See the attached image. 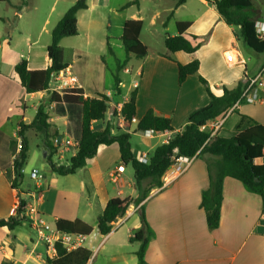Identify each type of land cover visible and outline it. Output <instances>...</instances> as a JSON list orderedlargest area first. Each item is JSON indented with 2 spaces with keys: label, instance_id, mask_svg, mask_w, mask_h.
I'll use <instances>...</instances> for the list:
<instances>
[{
  "label": "crops",
  "instance_id": "obj_1",
  "mask_svg": "<svg viewBox=\"0 0 264 264\" xmlns=\"http://www.w3.org/2000/svg\"><path fill=\"white\" fill-rule=\"evenodd\" d=\"M130 1L132 0H122L118 5H113L110 0H86L87 9L78 13L77 26L78 34L84 30L88 46L83 51L75 50L76 58L69 69L82 84L85 97L94 98L98 94H107L111 98L110 109L105 119L94 122L92 128L97 131L109 128L114 136L121 133H129L135 137L141 135L143 144L141 147L136 145L133 147L132 137L130 139L131 150L135 158L139 159L141 155L149 156L156 146L167 143L174 134L184 130L190 114L209 103L210 97L205 86L200 82L199 76L206 79L212 93L220 97L224 93V87L233 89L246 77L257 75L264 65V59L260 61L257 58L259 53L244 45L239 35V28L228 25L224 21L215 7V0H185V3L180 5L177 0H141L138 5H132L126 8V12H122L123 7ZM165 1L172 3L174 7L161 10V2ZM145 2L153 5L152 26H156L157 21L166 12L168 15L167 21L163 23L164 27H167L168 22L174 17L176 26L178 22L189 23L190 26L183 35L187 39L196 36V42L201 44L199 50L193 54H186L184 51L169 53L168 50L167 52H150L149 47L142 42L140 34V41L148 48L147 56L138 59L136 56L127 57L126 55L121 61L116 57L113 43L109 40L114 36H106L105 48L111 56H114V63L110 64L105 55V49L102 47L95 50L96 54L91 63L89 60L90 48H93L91 32L97 31L100 25L108 22L106 35H115L114 33L109 34L112 25L111 18H116L118 22L114 26V31L118 34L120 30V40L126 21L140 20L145 27V21L141 15V7ZM74 4L72 3L63 10L58 22ZM259 9L261 12L259 23H264V4H259ZM177 34L178 32L168 36ZM68 39L64 38L61 41L63 47V42ZM40 43L39 35L29 46L30 53L24 59L28 61L30 70H46L49 66L47 55L49 46L39 49ZM118 47H123V44ZM230 52L235 55L236 62L227 61L226 55ZM79 54L82 55L79 56ZM253 55L257 57L253 59ZM193 60H198L200 63L199 73L189 76L186 81L179 84L178 64L187 65ZM125 61L127 64L124 72L131 75L133 85L129 87L126 97L120 100L121 85L118 92L111 89L104 90L100 88V84L113 77L114 71L116 72L118 68L117 62L122 64ZM16 65H6L7 72L0 70V219H8L16 215L19 207L18 191L12 185L15 174L11 141L18 138L17 130L20 123L28 125L32 122L37 114L38 106L47 99L48 95L45 91L28 94L19 83L16 72H9ZM128 69L130 72H127ZM89 81L97 85L93 93L85 87ZM135 88L138 94L135 117L137 122L148 110L152 109L160 117L171 120L173 131L161 134L136 133V123L124 122L125 120L118 115L116 108L122 107L128 101ZM61 105H64L66 110L63 116L65 118L63 132H60L56 125L60 117L55 114V108ZM70 111L75 113L78 123L76 131L71 127ZM49 115L51 125L49 135H55L50 138L51 140L61 133H65L72 139H80L81 106L53 104ZM242 115L251 117L257 123L264 125V104L242 103L224 117V123L216 132V136L233 137ZM212 124V122L207 124L205 129L210 131ZM25 137L28 140V148L30 139L34 138L37 141L40 139L39 144L45 150V134L28 129ZM74 155L75 149L70 159ZM63 158L64 156L60 157V159ZM217 160V157L204 154L196 158L191 167L177 178L173 177V173L168 170L165 174L169 183L165 189L159 193L153 190L141 204L133 202L123 218L121 227L117 229L116 225L112 233L107 236L100 234L97 222L108 201L113 198L135 201L138 198L133 172L125 175L128 165L121 160L118 145L99 146L96 156L74 175L65 177L57 175L51 171L49 167L51 163H48L47 168L52 177L49 181L47 178L44 179L48 185L44 182L41 190L43 193L39 201L41 214L52 223H56L58 219L69 222L80 220L90 226L92 232L86 235L87 244L88 239L95 236L96 230L98 232L92 243L85 244L83 248L69 253L64 258L58 257L52 260L51 264H61L62 261H65L63 264H67L66 262L70 259L85 260L84 264H89L93 258L94 249L96 250L104 240L103 247L106 244L108 246L102 262L137 264L136 252L140 244L136 242V246L129 239L141 229L140 216L143 211L148 225L155 233L147 248V264H264L263 202L260 195L248 191L240 181L229 177L225 179L220 226L213 231L207 227L206 215L200 206L201 194L208 189L210 183L207 164L214 165ZM69 163L70 160L66 165ZM257 164H264V157L257 161ZM120 167H123V170L118 173ZM23 175L24 178L20 181L19 188L23 191V199L27 201L29 192L25 190V187L31 188L33 183L30 179H26L25 172ZM58 176L65 179L66 184H63ZM91 218L93 222L88 220ZM122 227H124L123 230H121ZM100 237L104 239L96 244ZM5 260L13 264H48L49 258L46 247L38 244L33 229L28 225H23L15 232L0 228V264Z\"/></svg>",
  "mask_w": 264,
  "mask_h": 264
},
{
  "label": "trees",
  "instance_id": "obj_2",
  "mask_svg": "<svg viewBox=\"0 0 264 264\" xmlns=\"http://www.w3.org/2000/svg\"><path fill=\"white\" fill-rule=\"evenodd\" d=\"M6 0H0L4 2ZM30 0H21L18 7L20 11L26 8ZM141 0H132L127 3L123 9L132 5H138ZM178 5L185 3V0H177ZM258 0H215V7L228 25L239 28V35L244 45L259 54L264 53V39H260L257 33V22L260 21V9L257 7ZM260 1V0H259ZM264 1V0H263ZM87 9L86 0H77L75 4L66 11L61 20L51 31V44L47 48L49 66L46 70H30L27 60H23L15 66L19 83L28 94L46 91L53 73L71 67V63L65 57V49L61 45L64 38H72L78 35V13ZM190 24L187 22L177 23V32L175 36L165 37V47L169 53L184 51L186 54L197 52L201 46L196 42L197 37L191 36L187 39L183 33ZM143 22L140 20H128L123 26L121 42L127 57L133 55L138 59L147 56L148 48L140 41V34ZM110 51V49H109ZM169 58L168 56H163ZM127 62H117L118 68L113 73V78L117 91L120 90L121 73ZM200 63L193 60L189 64H178V82L182 84L189 76L199 73ZM202 85L210 97L209 103L198 108L188 117V123L184 130L173 135L167 143L156 146L149 155L148 163H142L135 158L131 150L130 139L132 134L121 133L112 135L109 128L103 131H97L92 128L94 122L104 120L110 109L111 98L107 94H98L94 98L85 97L82 89L68 90L62 94L51 93L47 99L38 106L37 114L28 125L19 124L17 130L18 137L22 138V149L18 157L14 160V174L12 180L13 187L18 191L19 207L16 215L8 219H0V228H7L10 232H15L18 228L25 225L23 213L26 209V200L23 199V191L19 188L20 181L24 178L23 169L28 161V144L25 132L28 129H34L45 134V151L52 172L69 176L74 175L79 169L87 165L90 159H93L101 145L117 144L121 154V160L126 165H131L133 170L135 187L138 198L132 199L113 198L108 201L102 215L98 217L97 227L102 236L112 233V230L118 219L126 216L130 205L135 202L141 204L149 194L156 188L163 187V178L167 170L173 164L174 158L183 157H202L204 154L217 157L214 165L208 166L209 187L201 194V208L206 215V224L210 231L216 230L220 226L222 217L221 208L224 195V181L227 177L240 181L244 187L257 195H260L264 207V164H257V161L264 157V125L257 123L253 118L242 115L241 122L237 126L236 134L233 137L224 138L211 136L210 131L205 129L206 125L223 119L234 105L240 100L243 90L246 86V79L239 82L236 87H224V93L218 97L214 95L206 79L199 76ZM137 89L135 88L124 103L120 115L126 123H131L137 115L136 98ZM243 102H241L242 104ZM53 104L79 105L82 107L81 137L76 140L75 155L70 159L69 165L57 164L51 160L50 154L51 142L49 130V111ZM171 120L160 117L152 109L148 110L143 118L138 121L135 132L145 133L153 131L155 133H165L173 131ZM16 139L11 141V148L15 151ZM30 188L25 187L29 192ZM143 209V205H141ZM144 211L142 212V227L132 236L130 242L139 243V249L136 252L138 258L137 264H147L146 252L150 241L155 233L148 225ZM56 226L59 230L66 233H85L90 235L92 228L80 220L74 222L58 219ZM69 253L58 248V257L64 258ZM52 259L48 260L51 264ZM2 264H13L7 260Z\"/></svg>",
  "mask_w": 264,
  "mask_h": 264
},
{
  "label": "rangeland",
  "instance_id": "obj_3",
  "mask_svg": "<svg viewBox=\"0 0 264 264\" xmlns=\"http://www.w3.org/2000/svg\"><path fill=\"white\" fill-rule=\"evenodd\" d=\"M77 0H30L27 7L18 10L19 5L21 4V0H6L4 2H0V70L3 72H7L8 68L6 65L8 64H18L21 63L26 57H28L30 51L29 46L32 42H34L38 36L40 35L41 43L38 45V48H43L45 46H50L51 44V35L50 31L53 28L55 24H57L60 14L63 12V10L70 6L72 3H75ZM113 5H118L122 0H110ZM124 1V0H123ZM257 7L259 8V4H264L263 0H258L256 2ZM171 7H174V5L168 1L161 2L160 9H170ZM153 5L149 2H145L142 4L141 7V15L144 18L145 27H143L142 33H141V40L143 43H145L149 49L150 52H167V49L164 45V38L167 35H173L177 32V26L175 17L168 22V26L164 27L163 23L167 21V12L162 13L163 16L161 19L157 21L156 26L151 25V16H152V10ZM126 9L122 10L125 11ZM183 10V9H182ZM126 12V11H125ZM125 14V13H124ZM182 17V16H181ZM49 22L48 24L46 22ZM110 22L112 23L109 34H115V35H106V26L107 23L104 25H100V28L95 31L91 32L92 36V49L90 48V57L89 60L91 63H93L92 59L95 57L96 49H100L101 47L105 49V55L108 58V61H110V64L114 63V56H111L108 53V50L105 48V41L107 40L106 36H114L113 38L110 37V43H113V48L116 57L123 61L126 57V54L124 52L122 46L121 40L119 39L120 30L118 34H116L115 30V24L118 23L116 18H111ZM29 39V41H28ZM88 39L86 38V34L84 30H81L78 36L69 38L68 40H65L63 42L64 49H65V57L68 62L73 65L75 56V50L83 51L88 46ZM82 54H79V56ZM258 56V57H257ZM253 55L252 58L255 59L256 57L259 58L260 61L264 59V53L259 55ZM24 57V58H23ZM135 61L133 57V62ZM15 68L12 67V69L9 72H14ZM0 71V72H1ZM114 73H116L114 71ZM119 77L122 80L121 84V91H122V97L120 100H122L124 97H126V94L128 93V89L130 86H132V78L131 75L124 72V70L119 73ZM86 89H88L90 92H94V90L97 88L96 84L87 82L85 84ZM100 88L104 90H114L117 91L114 78L110 77L109 79H106L104 82L100 84ZM252 104V103H250ZM258 105V104H255ZM66 113V110L64 108V105L57 106L55 108V114L56 116L60 117L56 121V125L59 127V131L63 132L65 129V126L63 124L65 118L63 117ZM55 116V117H56ZM70 117H71V127L72 130H77L78 123L75 118V113L73 111H70ZM65 134V133H61ZM55 135H50L51 137H54ZM142 139L140 136H132V146H142ZM40 139L37 141L36 139L32 138L30 139V146H29V153H28V161L27 164L24 166L23 173L25 172V177L27 180L30 179V181L33 183L34 181L30 178V171L33 168H36L40 171V175L43 176L42 184H44V179L47 178L49 181L51 179V173L48 171V163L49 160L47 157H45L46 151L43 149V146L39 144ZM74 151V148L70 150V153L65 154L63 159H60L57 155H52L51 160L53 162H57L60 164L66 165L68 161L70 160V157ZM132 166L128 165L126 167L125 175L132 174ZM58 175V174H57ZM59 177V176H58ZM60 181H63V184L65 183V179L59 177ZM46 185H48L45 182ZM96 214V212H95ZM90 222L91 219H88ZM121 225L117 228L119 229ZM125 227V226H124ZM124 227L121 228V230L124 229ZM115 232V230L113 231ZM98 232L96 230L95 236L88 239V244L92 243V241L97 237ZM101 238V237H100ZM98 238V241L103 240ZM105 243V240L97 247L96 250L94 249V246L92 248L94 249V254L91 262L89 264H106L103 261L105 250L108 244L103 247ZM87 244V243H86ZM87 244V245H88ZM137 243H134L136 245ZM137 246V245H136ZM96 260V261H95ZM85 260H76V259H70L66 263L67 264H84ZM65 263V261H62L61 264Z\"/></svg>",
  "mask_w": 264,
  "mask_h": 264
},
{
  "label": "built area",
  "instance_id": "obj_4",
  "mask_svg": "<svg viewBox=\"0 0 264 264\" xmlns=\"http://www.w3.org/2000/svg\"><path fill=\"white\" fill-rule=\"evenodd\" d=\"M257 33L260 39H264V23L257 22ZM226 59L229 62H236V57L233 52L227 53ZM127 72H130L128 69ZM82 89V84L77 77L72 73V70L65 68L62 71L53 73L49 82L48 89L45 91L46 94L58 93L62 94L68 90H79ZM243 103L252 104H264V65L261 67L257 75L246 77V86L243 90L240 100L234 105L229 111L233 112L239 105ZM118 109V111H117ZM122 107L116 108V111L120 113ZM124 119V118H123ZM125 122V121H124ZM131 123H138L136 118H133ZM212 128L210 130L211 136H216V132L220 129L224 123V118L215 120L212 122ZM146 134L155 133L153 131H147ZM76 141L70 136L61 134L57 135L52 142V149L50 154L63 157L66 153L70 152L72 148L75 149ZM22 149V138L16 139L14 160L19 156ZM195 157H183L178 156L174 158L173 164L169 169V172L173 173V177L177 178L183 175L193 164ZM142 163H148L149 156L141 155L138 159ZM123 167L118 168V173L122 172ZM168 171V170H167ZM30 178L34 181L32 187L29 189V197L26 201V209L23 213L25 225L30 226L36 234V240L38 244L43 245L47 249V255L49 259L58 258V248L66 250L68 253L75 252L80 248H83L86 244L87 236L84 233H66L58 229L55 223L47 220L44 215L41 214L39 209V201L43 197V176L40 175V171L36 168L31 169ZM115 178V175H114ZM171 182V180H170ZM169 183L167 175L163 178V187L158 189L156 192H161ZM136 212V210H135ZM127 215V214H126ZM125 217V216H124ZM124 217L118 219L117 227H119ZM114 226V227H115Z\"/></svg>",
  "mask_w": 264,
  "mask_h": 264
},
{
  "label": "water",
  "instance_id": "obj_5",
  "mask_svg": "<svg viewBox=\"0 0 264 264\" xmlns=\"http://www.w3.org/2000/svg\"><path fill=\"white\" fill-rule=\"evenodd\" d=\"M45 157H47V153H45V155H44ZM49 163H51V162H49Z\"/></svg>",
  "mask_w": 264,
  "mask_h": 264
}]
</instances>
